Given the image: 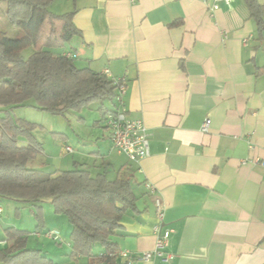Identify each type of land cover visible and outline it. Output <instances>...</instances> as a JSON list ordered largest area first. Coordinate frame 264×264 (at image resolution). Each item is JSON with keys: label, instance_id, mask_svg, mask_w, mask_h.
Masks as SVG:
<instances>
[{"label": "crops", "instance_id": "crops-1", "mask_svg": "<svg viewBox=\"0 0 264 264\" xmlns=\"http://www.w3.org/2000/svg\"><path fill=\"white\" fill-rule=\"evenodd\" d=\"M211 2L76 0L70 8L81 35L63 53H74L80 69L122 80L125 94L115 110L141 120L149 135L148 155L138 163L113 149L109 132L100 143L68 146L77 161L66 170L79 166L108 177L114 153L125 162L115 171L124 177L113 179L140 184L136 209L124 214L113 237L119 252L136 258L153 250L154 200L162 202L159 225L171 231L166 252L174 258L132 264H264V34L259 38L243 0L221 3L213 14ZM1 202L3 249V231L15 225L2 218ZM66 234L71 257L70 228ZM71 262L89 264L81 257Z\"/></svg>", "mask_w": 264, "mask_h": 264}, {"label": "trees", "instance_id": "trees-1", "mask_svg": "<svg viewBox=\"0 0 264 264\" xmlns=\"http://www.w3.org/2000/svg\"><path fill=\"white\" fill-rule=\"evenodd\" d=\"M54 1L0 0V14L21 33L10 37L0 31V201L28 204L36 232L44 227L42 204L48 201L70 226L71 257L89 264H117L119 247L113 237L123 229L124 214L136 209L140 184L79 166L54 172L36 169L43 149L32 134L34 125L12 115L15 109L32 108L64 117L96 102L103 114L117 111L118 84L89 68L78 69L74 60L62 56L65 44L81 32L73 24L76 9L56 15L50 12ZM243 2L262 38L264 4ZM28 49L32 51L24 58ZM104 102L114 108L107 110ZM3 232L7 246L0 249V263L56 264L40 250L27 248L28 232L15 227ZM96 245L102 254L94 253Z\"/></svg>", "mask_w": 264, "mask_h": 264}, {"label": "rangeland", "instance_id": "rangeland-1", "mask_svg": "<svg viewBox=\"0 0 264 264\" xmlns=\"http://www.w3.org/2000/svg\"><path fill=\"white\" fill-rule=\"evenodd\" d=\"M75 2H66L65 0H55L50 6V12L60 15L73 7ZM1 6H4L3 4ZM0 31L5 32L10 37L20 36L17 29L8 25L7 21L0 14ZM69 44L66 43L65 47ZM32 49L24 51L23 57L31 53ZM80 51L78 50V53ZM75 66L80 69L79 61L74 60ZM100 102L92 103L88 108L80 111L68 112L64 117L52 115L48 112L39 111L32 108H19L15 109L12 115L17 119L25 120L34 125L32 134L43 149V155L35 162L36 169L44 172L62 171L74 166L77 161V155L72 153H64L65 146L77 144L80 139L86 142H92L94 145L98 139L107 136V129L105 128V116L100 110ZM104 108L112 110L113 105L104 102ZM78 140V141H77ZM98 142H102L98 140ZM107 140L105 139V143ZM79 143V142H78ZM102 145V144H101ZM105 151L108 152L109 144H106ZM93 147V146H92ZM110 151V150H109ZM112 162L115 167L108 170V177L113 179L115 176L124 177L122 174H115L118 167L125 161L123 158H117L114 153L111 155ZM4 206V213L2 218L8 221L13 227L28 232L27 248L39 249L43 255L50 258L57 264H75L71 262L69 255V247L67 246V234L69 225L63 216L53 213L52 207L48 201L42 204V214L44 219V227L42 230L35 231L36 221L30 212V206L15 201L4 200L1 202ZM18 209V211H16ZM58 230L60 233L61 241L54 242L44 237L40 231ZM39 232V234H38ZM100 247H94V253H97Z\"/></svg>", "mask_w": 264, "mask_h": 264}, {"label": "built area", "instance_id": "built-area-1", "mask_svg": "<svg viewBox=\"0 0 264 264\" xmlns=\"http://www.w3.org/2000/svg\"><path fill=\"white\" fill-rule=\"evenodd\" d=\"M211 5L208 6L209 13L213 14L219 9L221 3L230 7L231 0H211ZM63 57L75 60L76 55L71 52H64ZM107 71L104 73L106 75ZM118 84V91L116 96V103L122 104V99L125 94V87L122 80H116ZM210 120L205 119L201 131L206 133L209 130ZM105 127L109 132V139L112 147L119 154L126 156V158L133 163H138L145 158L149 152V135L147 129L141 120H132L126 117L122 110L116 111L114 114H108L105 117ZM64 153H71L72 149L68 146L63 148ZM150 193L154 190L151 185L146 186ZM154 207L158 225L155 227L156 240L153 250L142 252L138 257L134 258L127 251H120L118 257L125 260V264H132L133 259H138L142 262H149L153 259H160L162 262L171 261L174 256L166 252L171 231L169 229H160L163 219L164 206L162 202L156 198L154 200ZM1 213V209H0ZM45 238L54 242L61 241L60 233L57 230H49L41 232ZM39 234V232H38Z\"/></svg>", "mask_w": 264, "mask_h": 264}]
</instances>
